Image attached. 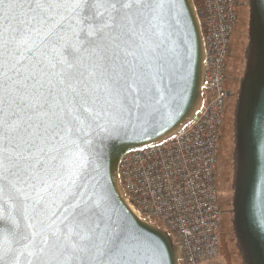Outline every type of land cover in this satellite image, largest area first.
I'll return each mask as SVG.
<instances>
[{"label": "snow or ice", "instance_id": "6c2138e0", "mask_svg": "<svg viewBox=\"0 0 264 264\" xmlns=\"http://www.w3.org/2000/svg\"><path fill=\"white\" fill-rule=\"evenodd\" d=\"M249 2L259 76L242 88L239 116L264 140V0ZM181 9V0H0V264H162L168 241L118 203L114 162L125 146L136 151L127 140L142 141L141 155L159 148L163 159L124 161L122 176L151 190L161 213L183 207L164 197V177L189 174L177 153L190 149L169 136L164 154L156 130L168 135L163 122L197 63L190 13L186 39L172 40ZM258 206L264 224V191Z\"/></svg>", "mask_w": 264, "mask_h": 264}, {"label": "built area", "instance_id": "2783aa9c", "mask_svg": "<svg viewBox=\"0 0 264 264\" xmlns=\"http://www.w3.org/2000/svg\"><path fill=\"white\" fill-rule=\"evenodd\" d=\"M203 16L200 24L203 33L205 84L203 100L195 118L183 129L173 134L175 147H180L183 135L187 156L181 157L179 168L186 169L175 173V181L166 175L164 197L182 204V208L169 213H161L157 199L143 183L122 176L124 161L133 158L151 157L153 161L161 155L160 149H147L141 155L139 149L124 153L118 162L120 184L126 199L141 217L149 218L158 224H164L180 245L183 264H200L204 259L216 257L220 252L222 224V206L219 187L216 181L219 142L221 139L227 105V92L230 89L226 80L228 69V49L231 37L238 21V0H199ZM163 153L173 148V142L167 138ZM160 145V143L156 144ZM194 181V185L192 183ZM135 184V187L132 185ZM175 194V196L173 195ZM179 197V200H176ZM135 201V202H133Z\"/></svg>", "mask_w": 264, "mask_h": 264}, {"label": "water", "instance_id": "95a60500", "mask_svg": "<svg viewBox=\"0 0 264 264\" xmlns=\"http://www.w3.org/2000/svg\"><path fill=\"white\" fill-rule=\"evenodd\" d=\"M181 5L182 15L173 20L172 28L170 29L173 33L172 40L179 46L180 41L186 39L184 18L188 17L190 13L191 17H194V22L188 23L187 30L191 32L194 41L198 36L197 63L193 66L188 90L176 108V117L174 119L166 117L163 122L164 129L168 130V135H163L160 128L156 129L164 140L183 129L185 125H188L195 118L203 100L205 52L200 17L194 0H181ZM241 5H245L247 13L245 16L246 42L242 49L241 67L236 75L235 88L233 93L228 91V94H233L234 98L229 132L230 167L229 195L226 199L228 205L227 213L240 264H264V224H261L258 220L260 193L264 191V140L257 138L248 122L242 121L239 116L242 109L241 90L245 87L246 82L258 78L259 66L255 60L250 61L247 47L250 43L251 4L249 0H240L239 6ZM173 15L175 16L176 14L174 13ZM246 100L247 97H245V102ZM148 143L158 144L160 139L153 137ZM125 145H131L135 150L143 147L142 141L135 139L125 141ZM128 151L129 149L125 146L124 152L120 157ZM119 159L114 162V193L119 194L118 203L122 201L127 204L131 210L133 223L145 234L168 241L162 264H183L180 245L173 234L165 228L164 224H158L149 218L141 217L126 199L119 180ZM111 167L112 163L109 162V172H111ZM238 183L240 186L239 191ZM219 194L221 197L220 191ZM253 213H255V216Z\"/></svg>", "mask_w": 264, "mask_h": 264}, {"label": "rangeland", "instance_id": "374dc122", "mask_svg": "<svg viewBox=\"0 0 264 264\" xmlns=\"http://www.w3.org/2000/svg\"><path fill=\"white\" fill-rule=\"evenodd\" d=\"M246 7L245 5H241L238 8V21L235 26V30L231 40V56L229 58V70L237 75L238 70L241 67L240 59L242 54L243 46L246 42ZM235 75V76H236ZM228 86L230 89L235 88L234 82L229 81ZM229 135L227 134V140L229 145ZM226 147H222L219 161V173H218V182H219V190L221 192V199H222V206L224 208V216L226 219V224L223 223V237L221 243V249L219 254L210 259H204L200 262V264H240L239 256L237 254L235 248V241L233 237V232L230 227L229 223V215L227 213L228 205L227 202H224V189L226 185H229V158H230V150L227 148V143L225 144ZM229 154V156H228ZM224 155V156H223ZM228 156V157H227ZM225 158V159H223ZM174 236V235H173ZM175 238V236H174ZM176 240V239H175Z\"/></svg>", "mask_w": 264, "mask_h": 264}, {"label": "trees", "instance_id": "16d2710c", "mask_svg": "<svg viewBox=\"0 0 264 264\" xmlns=\"http://www.w3.org/2000/svg\"><path fill=\"white\" fill-rule=\"evenodd\" d=\"M194 3L197 7V11H198V14H199V17L202 18L203 16V13H202V8H201V5H200V2L199 0H194ZM235 30V29H234ZM234 33V32H233ZM233 36V34H232ZM231 40H232V37H231ZM231 43L229 45V49H228V61H229V58L231 56ZM228 74L229 76L232 78V82H234V84L236 83V74H234L233 72H231L230 70H228ZM229 115L225 118L224 120V123H223V126H222V133H221V136L224 137L223 138V141H222V144H225V141L227 140V137L226 135L229 134L230 132V122H231V112L228 113ZM219 149H222V147L220 146V142H219ZM220 155V152L218 153V156ZM224 156V155H223ZM229 156V154H228ZM227 156V157H228ZM225 159V158H223ZM230 159V158H229ZM219 161H220V158L218 157V165H217V168H216V181H217V184H218V187H219V182H218V173H219ZM220 189V188H219ZM229 195V185H226L225 186V189H224V202L226 203L227 202V196ZM219 201H220V204L222 206V199L221 197L219 198ZM223 223L226 224V219H225V216L223 215L222 216V224H221V236H220V249H221V243H222V237H223ZM160 224V223H159Z\"/></svg>", "mask_w": 264, "mask_h": 264}, {"label": "flooded vegetation", "instance_id": "af4514ba", "mask_svg": "<svg viewBox=\"0 0 264 264\" xmlns=\"http://www.w3.org/2000/svg\"><path fill=\"white\" fill-rule=\"evenodd\" d=\"M239 3H240V0H238V7H240L239 6ZM228 64H229V62H228ZM228 70H229V66H228V69H227V72H226V80H227V83L229 84V81H231L232 80V78L229 76V74H228ZM233 81V80H232ZM230 93H233V89L232 90H228ZM233 94H228V92H227V105H226V110H225V116H224V120H225V118L229 115L228 113H232V102H233ZM224 123V122H223ZM223 138L224 137H222L221 136V139H220V146L221 147H226L225 146V144L227 143V148H229V150H230V146L228 145V142H225V144H222V141H223ZM219 152H221V149H219V151H218V153ZM222 213H223V215H224V208H223V206H222Z\"/></svg>", "mask_w": 264, "mask_h": 264}]
</instances>
